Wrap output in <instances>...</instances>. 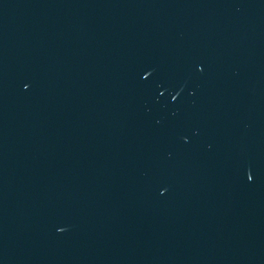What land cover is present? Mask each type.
Instances as JSON below:
<instances>
[{"label": "water", "instance_id": "1", "mask_svg": "<svg viewBox=\"0 0 264 264\" xmlns=\"http://www.w3.org/2000/svg\"><path fill=\"white\" fill-rule=\"evenodd\" d=\"M0 264H264V0H0Z\"/></svg>", "mask_w": 264, "mask_h": 264}]
</instances>
